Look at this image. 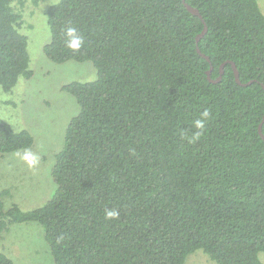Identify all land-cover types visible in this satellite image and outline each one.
I'll list each match as a JSON object with an SVG mask.
<instances>
[{
    "label": "trees",
    "instance_id": "1",
    "mask_svg": "<svg viewBox=\"0 0 264 264\" xmlns=\"http://www.w3.org/2000/svg\"><path fill=\"white\" fill-rule=\"evenodd\" d=\"M57 0L47 9L55 63L89 60L92 81H71L74 97L44 204L6 210L11 223L37 222L52 264H183L202 250L215 264H263L264 14L257 0ZM24 0H0V87L28 78ZM34 4L38 0H32ZM77 28L84 43L66 47ZM235 63L242 86L235 82ZM225 63L218 82L219 67ZM208 109L199 139L193 122ZM264 133V122L262 124ZM32 135L0 119V155ZM4 190L2 193H6ZM119 212L105 219V210ZM0 264H13L0 250Z\"/></svg>",
    "mask_w": 264,
    "mask_h": 264
},
{
    "label": "rangeland",
    "instance_id": "2",
    "mask_svg": "<svg viewBox=\"0 0 264 264\" xmlns=\"http://www.w3.org/2000/svg\"><path fill=\"white\" fill-rule=\"evenodd\" d=\"M18 0L14 4L18 5ZM57 0H24L19 32L27 37L28 68L32 75L19 76L4 91L0 87V119L14 130H27L33 138L30 147L0 155V199L6 210L12 204L33 209L44 204L55 191L51 178L54 155L64 144L65 128L79 110L76 100L62 86L71 81L86 82L97 77L89 60L55 63L46 58L43 46L49 42L47 9ZM264 14V0H257ZM38 157L30 167L22 158L26 152ZM7 190L6 193H2ZM0 250L13 264H52L49 246L41 226L35 221L11 223L0 231ZM264 264V252L258 253ZM183 264H215L202 250L188 254Z\"/></svg>",
    "mask_w": 264,
    "mask_h": 264
},
{
    "label": "clouds",
    "instance_id": "3",
    "mask_svg": "<svg viewBox=\"0 0 264 264\" xmlns=\"http://www.w3.org/2000/svg\"><path fill=\"white\" fill-rule=\"evenodd\" d=\"M65 35L73 37V39L66 44V47L72 49V50H78L84 43L82 37L77 35V28L74 26H66L65 27ZM210 117V111L208 109H204L200 113V118L196 119L193 122V128H195L197 131H195L191 138L189 139V142H195L197 139H199L201 135V131L205 128V121ZM24 161L28 164V166L33 167L38 164L39 160L38 157L32 154L30 151L26 152L24 156L22 157ZM119 217V212L116 210L106 209L105 210V219H117Z\"/></svg>",
    "mask_w": 264,
    "mask_h": 264
},
{
    "label": "water",
    "instance_id": "4",
    "mask_svg": "<svg viewBox=\"0 0 264 264\" xmlns=\"http://www.w3.org/2000/svg\"><path fill=\"white\" fill-rule=\"evenodd\" d=\"M182 1H183V3H184L185 7L187 8V10H188L189 12L193 13L194 15H197V16L201 19V21H202V23H203V28H202V30H201V31L197 34V36H196V50H197V52H198L202 57H204L206 60L209 61L208 56L205 55V54L200 50V48H199V46H198V42H199L200 38L205 34V32H206V30H207V26H206V24H205V22H204V19L202 18V16L200 15L199 11H198L196 8H194V7H192L191 5H189V4L186 3L184 0H182ZM226 62H228V63L231 64L232 71H233V74H234V79H235V82H236V83H238V84H240V85H242V86H245V85H248L249 83H251V82L253 81V80H248V81H246V82H241V81H240V78H239V73H238V70H237V68H236L235 63H234L233 61H231V60H227ZM224 64H225V63H222V64L220 65V67H219V74H218V76H217L216 78H214V79L210 77L211 70H212V65H210V67H209V69L207 70V73H206V77H207V79H208L210 82H214V83H215V82H218V81L221 79V76H222L223 71H224V68H223ZM262 87L264 88V84H262ZM263 122H264V115H263V117H262L260 123L258 124V133H259L260 137L262 138V140L264 141V133L262 132V124H263Z\"/></svg>",
    "mask_w": 264,
    "mask_h": 264
}]
</instances>
